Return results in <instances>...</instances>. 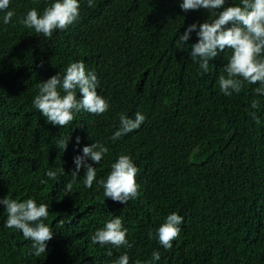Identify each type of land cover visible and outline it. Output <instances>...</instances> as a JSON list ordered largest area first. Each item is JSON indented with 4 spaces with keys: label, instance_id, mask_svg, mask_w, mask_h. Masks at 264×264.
Instances as JSON below:
<instances>
[{
    "label": "trees",
    "instance_id": "obj_1",
    "mask_svg": "<svg viewBox=\"0 0 264 264\" xmlns=\"http://www.w3.org/2000/svg\"><path fill=\"white\" fill-rule=\"evenodd\" d=\"M53 2L11 0L15 15L8 24L0 12V199L47 204L45 223L54 232L47 253L29 255L32 242L5 227L0 204V264H114L125 252L129 264H264V96L249 84L231 97L221 93L217 80L226 75L230 49L205 74L190 56L196 32L185 46L176 44L190 25L209 21V11L185 12L183 0H93L94 7L79 0V20L51 39L20 23L29 10L42 15ZM240 3L226 0V6ZM78 61L96 72L110 109L100 116L81 111L60 128L33 100L42 82ZM253 99L259 124L250 115ZM137 111L145 122L113 142L120 115ZM67 139L63 149L60 141ZM94 142L109 148L99 165L88 161L97 181L85 187L81 169L67 192L74 157ZM121 154L139 168L141 185L127 205L106 198L97 184ZM63 168L55 180L46 175ZM171 213L184 222L167 250L156 231ZM115 217L129 229L133 247L108 256L107 247L90 243L91 235Z\"/></svg>",
    "mask_w": 264,
    "mask_h": 264
},
{
    "label": "clouds",
    "instance_id": "obj_2",
    "mask_svg": "<svg viewBox=\"0 0 264 264\" xmlns=\"http://www.w3.org/2000/svg\"><path fill=\"white\" fill-rule=\"evenodd\" d=\"M11 0H0V12H5L3 23L11 22L15 13L8 10ZM88 7H94L93 0H88ZM183 11L206 9L211 19L202 24H192L179 36L178 46H185L196 32L198 42L190 45V56L197 61L205 74L209 73L210 61L218 57L227 48L232 54L228 63L222 68L217 83L221 93L231 97L239 94L245 84L258 85L253 89L256 96H264V0H241L240 5L226 6V0H183L180 5ZM80 18L79 0H54L41 15L33 8L20 21L25 27L33 29L35 33L51 39L57 30H67L70 25ZM229 25H231L229 27ZM198 29V30H197ZM100 80L95 71L87 70L83 61L73 62L67 66L63 75L52 76L39 85V94L34 98L33 105L46 117L47 122L60 128L70 125L79 112H87L96 116L105 114L110 109L108 100L99 94ZM78 92L82 98L78 99ZM63 93V94H61ZM259 102L253 99L251 103V117L257 124L260 120L255 109ZM146 117L141 112H135L133 117L120 115V127L110 137L115 142L122 136L138 130ZM69 139V138H68ZM68 139L60 141V146L66 149ZM80 139L77 137V144ZM82 155L74 157L76 165L72 172V180L65 185V190L71 192L81 169H85L83 184L91 189L97 181V168L102 159L109 153V148L100 142L83 147ZM139 168L131 156L121 154L111 164V171L107 178L97 182L103 188V195L114 202L127 205L130 200L140 195L141 185L137 182ZM58 174H64V168L57 171L49 170L46 175L50 179H57ZM41 183H47L41 180ZM0 204L6 208L7 219L5 227L22 232L25 240H30L29 255L41 257L47 253L48 242L53 239L54 232L45 221L50 211L45 203H37L28 198L20 201L9 196L0 199ZM184 217L169 214L165 222L156 231L159 244L167 250L173 248V242L181 234ZM63 224V221H60ZM129 229L123 225L120 217L106 222L103 228L91 235V244L107 247V255L112 256V249H131L133 242L128 238ZM152 238V233H149ZM159 251L152 253V259L159 261ZM130 257L125 252L114 261V264H129ZM140 264V261H136Z\"/></svg>",
    "mask_w": 264,
    "mask_h": 264
}]
</instances>
